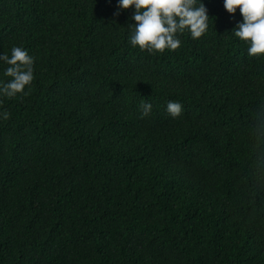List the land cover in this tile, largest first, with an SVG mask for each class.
<instances>
[{
	"label": "trees",
	"instance_id": "trees-1",
	"mask_svg": "<svg viewBox=\"0 0 264 264\" xmlns=\"http://www.w3.org/2000/svg\"><path fill=\"white\" fill-rule=\"evenodd\" d=\"M203 3L149 53L116 0H0V53L34 58L0 97V264H264V54Z\"/></svg>",
	"mask_w": 264,
	"mask_h": 264
},
{
	"label": "clouds",
	"instance_id": "clouds-1",
	"mask_svg": "<svg viewBox=\"0 0 264 264\" xmlns=\"http://www.w3.org/2000/svg\"><path fill=\"white\" fill-rule=\"evenodd\" d=\"M223 7L229 14L239 9L242 20L237 22L232 32L248 45L249 56L264 54V0H223ZM132 8L129 42L133 47L152 52L175 50L180 45L179 34L187 31L193 39L199 38L208 28V13L203 0H116L114 15L120 10ZM0 63L6 65L0 79V97H15L27 94L26 86L34 79V58L28 50L13 46L10 55L0 53ZM141 115H147L152 105L144 102ZM182 105L169 101L166 111L176 117ZM8 112L0 114L7 119Z\"/></svg>",
	"mask_w": 264,
	"mask_h": 264
}]
</instances>
